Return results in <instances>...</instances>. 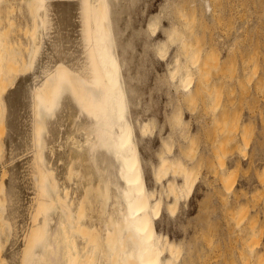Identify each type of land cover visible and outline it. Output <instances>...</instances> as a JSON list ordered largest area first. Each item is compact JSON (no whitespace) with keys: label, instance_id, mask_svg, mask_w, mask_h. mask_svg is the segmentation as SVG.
Here are the masks:
<instances>
[{"label":"bare ground","instance_id":"obj_1","mask_svg":"<svg viewBox=\"0 0 264 264\" xmlns=\"http://www.w3.org/2000/svg\"><path fill=\"white\" fill-rule=\"evenodd\" d=\"M23 1L26 48L7 46L0 35V82L7 85L0 91V264H175L180 248L157 231L162 196L146 181L139 147L155 126L135 112L132 43L120 24L135 0ZM151 19L147 30L154 33ZM182 78V90L190 91V73ZM66 101L78 134L68 140L71 184L61 182L66 175L60 181L47 154L54 149L50 125ZM168 159L158 168L151 162L156 185L175 171ZM178 189L169 188L176 198ZM186 252L191 264L193 247Z\"/></svg>","mask_w":264,"mask_h":264},{"label":"rangeland","instance_id":"obj_2","mask_svg":"<svg viewBox=\"0 0 264 264\" xmlns=\"http://www.w3.org/2000/svg\"><path fill=\"white\" fill-rule=\"evenodd\" d=\"M22 1L0 6V35L5 45L25 49L30 16ZM122 16L140 100L134 109L155 126L139 145L145 178L163 199L157 231L180 248L174 263L187 264L193 247L191 264H264V0H135ZM151 18L154 33L147 30ZM188 72L192 88L185 92ZM67 102L48 135L54 149L47 154L60 181L72 161L68 140L78 135ZM3 117L0 111V135ZM167 158L176 168L164 188L156 185L151 162L157 167ZM65 177L61 182L69 183ZM167 185L183 195L176 198Z\"/></svg>","mask_w":264,"mask_h":264}]
</instances>
